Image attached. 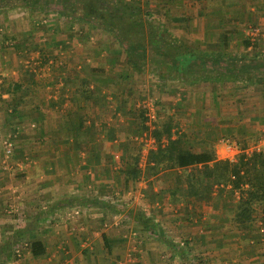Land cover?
Listing matches in <instances>:
<instances>
[{"label": "crops", "instance_id": "1", "mask_svg": "<svg viewBox=\"0 0 264 264\" xmlns=\"http://www.w3.org/2000/svg\"><path fill=\"white\" fill-rule=\"evenodd\" d=\"M114 1V9L102 1L108 14L121 16L134 10L142 13L145 22L130 24L125 31L138 34L129 41L131 35L124 33L123 44L114 35L112 40L104 35L100 47L114 49L117 55H101V62H116L128 43H138L147 46L146 61L155 64L150 45L156 31L166 37L164 46L173 54V58L163 55L164 64L176 58L187 66V51L194 58L205 55L208 61L217 60L222 54L221 35L237 31L229 36L221 66L213 63L208 68L209 79L207 75L197 79L196 68L183 75L180 66L178 78L170 77L169 70L164 75L168 84L178 79L182 88L179 115L174 117L175 130L186 135L185 144L199 152L206 143H214L218 160L236 164L243 154L227 151L221 141L228 139L239 149H248L260 139L264 123V68L256 70L259 64L264 67V11L256 9L264 6V0H252L254 4L251 0H140L143 7L137 0ZM103 24L100 31L110 35L108 23ZM253 29L260 34L247 48L244 41ZM5 46L10 45L2 42L1 54ZM17 54L21 51L0 57V82L4 81L0 131L14 141V164L25 165L22 177L3 171L0 138V254L11 247L18 256L8 264H264V235L258 228L264 221H257L258 210L253 216L257 227L239 225L230 210L237 200L232 201L228 191L216 189L210 199L198 202L187 184L177 181L182 171L161 168L153 175L147 157L156 149L155 140L146 132L133 138L127 130L139 127L140 120L130 116L135 108L103 103L110 93L88 85L82 89L80 80L76 88L67 85L64 94L51 91L56 80L70 78L72 72H22L20 64L25 68V60ZM41 60L48 65L57 61L49 57L45 62L42 56ZM9 64L13 70L8 72L3 67ZM217 72L219 77L213 76ZM74 78L73 84L78 77ZM15 83L22 86L19 91L13 89ZM111 94L108 100H113ZM129 143L144 148L141 177L127 184L121 162ZM74 207H81L83 213L66 217ZM33 239L43 242L44 256H31ZM182 241L186 247L181 248Z\"/></svg>", "mask_w": 264, "mask_h": 264}, {"label": "rangeland", "instance_id": "2", "mask_svg": "<svg viewBox=\"0 0 264 264\" xmlns=\"http://www.w3.org/2000/svg\"><path fill=\"white\" fill-rule=\"evenodd\" d=\"M102 1L111 9L117 6V2L114 0H65L64 5H58L54 2L55 9L53 8V10L48 11L21 7L0 10V57L3 58L4 54L14 55L16 52L21 51V54L17 55L20 60H25L24 63L26 65L24 68V65L22 66L20 64V67L23 68L21 71L31 69L34 75L40 70L42 75L53 73L54 71H58V74L64 73L65 71L67 73L72 72L70 78L58 79L54 82L55 86L51 87V91H58L60 94H64L67 85L72 88L80 85L79 87L82 89H85L87 85L88 87L94 86L96 91L101 88L102 91L104 90L110 93V96L108 95L103 100V103L110 106L121 107L123 105L125 106L124 109L129 107L137 109L138 106L147 107L154 105L157 114L162 119H166L172 115L174 117L176 113L179 115L177 109L180 110L179 104L181 102L178 99L183 97L182 88H179L178 79H171L169 84L165 81L166 86H169V88L163 87L165 83L160 81L159 72L157 71V67L161 65L156 63L150 65L145 59L141 61L139 66L140 70H138L139 67L137 66L138 72L135 73L134 66L128 64L127 53L121 54L122 51L118 53L119 57L116 62H108L106 59L102 60V62L98 60V58H101V55H105V57L107 55L110 57L114 54L117 55L114 53V49L107 50L106 48L100 47L99 43L104 40V35L110 37L109 39L111 37L114 39V34L111 33L112 35H108L109 33L100 31L99 27L101 24L99 26V23H104L103 26H106L107 23L108 25H112L111 23L116 22L118 27H113L115 29L119 28V32L121 33L119 18L115 20L113 18L111 19L112 16L108 14L109 8L104 7ZM136 2H138L136 4L143 7L144 4L142 1L137 0ZM250 2L252 4L255 3L252 0ZM103 7L107 9H103ZM132 27H134L133 24ZM128 28H130V24L122 26V30L124 31ZM124 33L125 35H131V40L129 41H132L136 38L137 32H134V36L130 31H125ZM129 41L127 40V42ZM2 42L4 45L6 43L10 45L8 46L10 48L5 46L6 48L3 49L5 50L4 54H1ZM141 43H144L143 40ZM118 47L120 48L121 45L114 46V48ZM88 50L91 53H88ZM165 50L167 49H163V52ZM38 55L40 56L39 60ZM42 55L47 56L48 59L51 57L57 61L54 64L48 65L41 60ZM89 59L91 60L90 62L88 61ZM69 60L72 62L70 63ZM27 61H30V64H26ZM179 66L182 68V65ZM3 68L8 72L13 70L10 64ZM81 74L85 75L82 79L90 77L92 80L83 82L79 78ZM172 76L174 77L175 73L171 74L170 77ZM59 77L61 78V75ZM71 77L73 79H75L74 77H78L74 84ZM78 80H80L79 85ZM1 84L0 82V91H2L1 87L4 81L2 86ZM112 92L113 100H108L109 97H112ZM122 92H125L126 95ZM110 116L112 117V112ZM112 118L115 119L114 117ZM127 130L133 138L139 133L137 127ZM261 135L262 132L259 134V138ZM139 144L141 143L139 142ZM212 146L215 148L214 143H212ZM205 148L206 145L204 146ZM204 149L200 148V151ZM9 173L11 174L12 172ZM18 176L22 177L23 175ZM230 199L232 201L236 200L234 196ZM257 210V221H264V209L259 206ZM257 221L254 223L255 227H257Z\"/></svg>", "mask_w": 264, "mask_h": 264}, {"label": "trees", "instance_id": "3", "mask_svg": "<svg viewBox=\"0 0 264 264\" xmlns=\"http://www.w3.org/2000/svg\"><path fill=\"white\" fill-rule=\"evenodd\" d=\"M56 2L57 4L65 3V0H0V8L2 7H21V8H35L42 9L43 11H48L51 3ZM127 10H131L129 4L125 5ZM259 11H264V6L256 7ZM50 10V9H49ZM118 15V14H117ZM142 13L136 11H127L118 16L114 15L111 19L119 18V23L121 26V33L119 28L116 29L113 26H117L116 22L108 25L109 32L117 37L120 41L121 37H124V30L122 26L126 24H133L135 26H144L145 19L141 16ZM102 23H99V25ZM113 27V28H112ZM131 27V26H130ZM115 30V32H114ZM142 30V29H141ZM139 30L141 34L145 36V31ZM237 31L228 30L221 35L222 45L219 47L221 55L219 58L208 61V56L203 55L200 58H194L193 53L187 51L186 65L183 63L175 62L170 64L162 63L163 55L170 56L173 58L171 50L164 46L167 42L166 37L159 31L153 33L154 41L151 42V60H154L156 64H159V78L160 81L165 82V76L169 74H174L173 78H178L177 74L180 71L179 65H182L183 75L187 71H193L196 68L197 79L207 75L208 68L215 64V66L220 67L221 57L225 56L224 52L228 48V39L232 34H236ZM128 37H126L127 39ZM250 38H245L244 44L247 48L253 46ZM165 42V43H164ZM120 43H122L120 41ZM123 44V43H122ZM134 45V46H133ZM134 43H128L125 47L126 53L128 55V64L134 66V68L139 67L141 61L146 59L147 56V46L145 44H138L135 46ZM122 46V45H121ZM167 49L163 52V49ZM20 49V48H19ZM176 52V51H175ZM44 61H48L47 56L42 55ZM159 57V59H157ZM232 60V59H231ZM214 63V64H213ZM235 63H232V66ZM256 68L257 72L262 70L264 67ZM220 69V68H219ZM96 70V69H95ZM172 70L174 71L173 73ZM221 70V69H220ZM165 71V72H164ZM166 73V74H165ZM188 74V72H187ZM185 74V76L187 75ZM165 75V76H164ZM219 73H214L213 76L219 77ZM264 80V74L262 75ZM186 81V80H185ZM13 89L19 91L21 85L15 83ZM88 91H86L87 94ZM88 95V94H87ZM86 98L90 99L89 95ZM92 99V98H91ZM147 109L144 107L137 108L130 113V116L135 120H140L138 130L140 133L146 132L148 135L155 140V150H151L147 157V164L150 166V170L153 175L158 173L161 168L171 169L174 171H182V174H177V181L180 183L184 182L188 186V192L194 197L198 202L210 199L213 192L217 189L219 192L228 191L230 198L234 196L237 203L230 208L234 215V221L236 224L249 226L255 223L253 216L257 212L259 206H264V152L255 153L251 157L246 155H241L238 162L233 164L229 161H221L217 159L215 150L212 143H206V148L202 151H195L188 143H186V135L179 133L177 130V124L175 118L172 116L162 119L159 115L156 121L154 129L148 126V117L146 116ZM81 128V127H79ZM144 145L138 147L134 143H129L124 152V159L122 160L123 169L121 173L125 176L127 184L130 182H136L141 177L142 171L140 170L141 156ZM228 187H230L228 189ZM218 200L221 197L217 198ZM106 246L108 243L105 239ZM29 249L31 256L33 258H40L46 254V248L42 241L33 239L29 244ZM5 253L0 254V264H8L18 259V256L11 247L4 249Z\"/></svg>", "mask_w": 264, "mask_h": 264}, {"label": "built area", "instance_id": "4", "mask_svg": "<svg viewBox=\"0 0 264 264\" xmlns=\"http://www.w3.org/2000/svg\"><path fill=\"white\" fill-rule=\"evenodd\" d=\"M259 30L258 29H253L248 33V37L252 40L255 41L254 39L259 36ZM147 109V114L146 116L148 117V126H150L152 129H154L156 125V121L158 118V114L156 109L154 108V105H150L145 107ZM0 138L2 139L3 147H4V155L2 158V169L4 172L9 173V172H15L17 175H24L25 173V165L23 163H15L13 162V155L15 151V144L14 141L12 140L11 137L7 136L4 137L1 135L0 131ZM152 143H155V141H152ZM221 144L224 145L225 149L227 151H233L235 154H244L247 157H251L255 153H261L264 152V123L262 127V135L258 142L245 150H241L238 148V146L235 143H230L228 139H223L221 141ZM83 213L81 207H74L71 208L69 213L66 215L68 218H73V217H79ZM259 231L261 234L264 235V223L261 222L259 223ZM181 248L186 247V242L182 241L180 243Z\"/></svg>", "mask_w": 264, "mask_h": 264}, {"label": "flooded vegetation", "instance_id": "5", "mask_svg": "<svg viewBox=\"0 0 264 264\" xmlns=\"http://www.w3.org/2000/svg\"><path fill=\"white\" fill-rule=\"evenodd\" d=\"M59 5V4H58ZM63 5V4H62ZM55 4L54 3H51V7L49 8L50 10H53V8L55 9ZM8 8H11V7H2V8H0V10H5V9H8ZM49 9H47V10H49Z\"/></svg>", "mask_w": 264, "mask_h": 264}]
</instances>
